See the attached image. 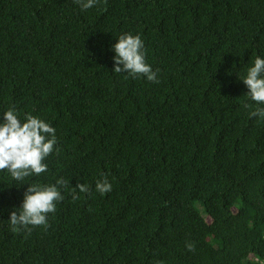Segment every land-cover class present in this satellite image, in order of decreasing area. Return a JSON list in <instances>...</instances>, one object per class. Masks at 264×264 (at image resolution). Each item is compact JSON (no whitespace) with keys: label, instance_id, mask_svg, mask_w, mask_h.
<instances>
[{"label":"trees","instance_id":"obj_1","mask_svg":"<svg viewBox=\"0 0 264 264\" xmlns=\"http://www.w3.org/2000/svg\"><path fill=\"white\" fill-rule=\"evenodd\" d=\"M126 33L159 83L113 71ZM257 56L264 0H0V123L36 116L59 149L24 184L0 171V264H264V105L240 80ZM59 178L47 226L13 232L28 184Z\"/></svg>","mask_w":264,"mask_h":264},{"label":"clouds","instance_id":"obj_2","mask_svg":"<svg viewBox=\"0 0 264 264\" xmlns=\"http://www.w3.org/2000/svg\"><path fill=\"white\" fill-rule=\"evenodd\" d=\"M82 10H87L98 3V0H75ZM115 53V73L126 72L132 77H145L148 81L159 83L157 74L146 62L144 43L139 35L122 34L112 46ZM122 65V67H121ZM247 87V95L256 105H264V58L257 56L252 66L247 69L246 75L240 79ZM245 108H252L245 104ZM250 117H259L264 120V107H255L249 112ZM56 130L44 120L26 114L21 120L14 108L3 113V122L0 123V171H6L12 179L24 184L28 177L40 176L48 170L45 163L56 148ZM24 192L19 211H12L8 220L11 230L31 232L33 228L47 226V216L56 211L57 202L64 196L61 189L67 188L69 181L59 178L55 184L40 185L28 184ZM87 194L90 188L87 184H77L71 195L73 201L79 199L77 194ZM95 191L104 195L112 191V184L105 177L95 184ZM189 251L194 245H186Z\"/></svg>","mask_w":264,"mask_h":264},{"label":"rangeland","instance_id":"obj_3","mask_svg":"<svg viewBox=\"0 0 264 264\" xmlns=\"http://www.w3.org/2000/svg\"><path fill=\"white\" fill-rule=\"evenodd\" d=\"M208 222L210 223V222H211V220H210V219H208Z\"/></svg>","mask_w":264,"mask_h":264}]
</instances>
